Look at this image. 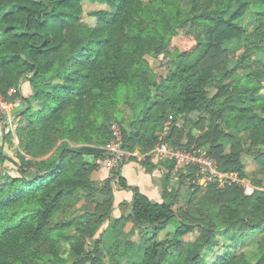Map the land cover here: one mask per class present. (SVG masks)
I'll return each instance as SVG.
<instances>
[{
  "label": "trees",
  "instance_id": "obj_1",
  "mask_svg": "<svg viewBox=\"0 0 264 264\" xmlns=\"http://www.w3.org/2000/svg\"><path fill=\"white\" fill-rule=\"evenodd\" d=\"M236 1L205 0L200 6V0H0V95L7 103L18 99L21 104L13 114L18 122L13 132L17 162L0 150V157L16 164L18 172L15 177L0 173V264H68L62 243L75 237L53 229L51 222L92 186L90 173L98 169L95 160L112 138L118 107L125 104L133 115L126 128L118 123L123 148L131 152L137 146L146 153L159 141L153 134L159 126V118L151 117L154 110L168 105L175 119L204 103L210 80L206 67L192 71L193 65L183 59L186 54H178L157 77L147 55L168 54L172 37L184 29L199 43L239 38L240 29L224 18ZM85 2L107 7L91 13L94 25L81 22ZM254 47L248 46L245 54ZM253 74L264 77L261 71ZM24 82L31 90L27 97L21 94ZM258 88L245 95L251 97L250 104L234 113L227 112L230 106L218 105L217 117L225 126L251 129L254 140L264 143V117L258 115L264 99L253 93ZM152 89L162 98L150 105ZM2 129L5 143L12 134L6 126ZM163 141L180 148L167 136ZM150 166L166 167L165 187L173 179L172 161ZM117 170L106 181L115 178L120 190L132 193L129 214L149 241L138 250L140 258L129 264H248L232 246L233 227H244L243 239L246 231L261 232L264 190L248 197L235 184L219 189L209 183L189 220L173 210L166 188L162 202H154ZM189 170L179 172L178 178ZM220 197L225 215L217 206ZM170 223V238L160 237ZM88 224L74 225L81 230ZM192 233L196 237L184 241ZM220 245L223 255L205 263ZM72 250L79 259L87 255L82 242H74ZM256 264H264V254Z\"/></svg>",
  "mask_w": 264,
  "mask_h": 264
},
{
  "label": "rangeland",
  "instance_id": "obj_2",
  "mask_svg": "<svg viewBox=\"0 0 264 264\" xmlns=\"http://www.w3.org/2000/svg\"><path fill=\"white\" fill-rule=\"evenodd\" d=\"M236 2L231 4L224 18L230 19L240 29L239 38L224 44L199 43L193 34L184 29L172 37L168 54L161 53L154 57L147 55L146 61L157 77L165 71L163 66L171 65V61L178 54H186L183 59L193 65L192 71H198L201 67L208 69L210 80L205 89L204 103L192 112L177 115L175 119L168 105L157 112L154 110L151 117L159 118V126L153 134L157 136V140L161 136L162 138L167 136L168 140L180 149L201 150L208 153L215 161L217 171L224 175V183H214L216 187L223 189L235 184L242 189L245 196L251 197L255 190H264V143H257L254 140L255 136L251 129L240 126L235 129L221 123L217 117L219 110L217 107L223 103V106H230L227 112L234 113L236 108L250 104L252 100L248 96L257 86L260 88L253 93L258 92L257 94L264 99V77L262 78L261 75L255 77L253 74L257 71L264 72V58L261 57V53L264 52V0H237ZM204 4L205 0H200V6ZM83 8L81 22L90 25L96 23V19L90 16L92 12L107 9L105 5L94 2H85ZM2 40L3 37L0 35V42ZM252 43L255 45L253 53L247 56L245 51ZM151 92L149 104L153 105L162 98V93L153 89ZM17 101L18 99L14 103H8L11 111L15 109L16 103H20ZM149 109L144 111L148 112ZM152 109L155 108L152 107ZM130 111L125 104L118 107L117 115L121 120L118 119V123L124 128L131 119L130 116H133ZM258 115L264 117V110L263 112L261 110ZM17 123L13 122L15 125ZM118 123H112L111 126L113 124L118 126ZM0 124V150L17 162L14 154H17L18 140L14 136V130L11 132L10 140L3 143L1 138L4 125L2 121ZM19 153L28 156L22 149H19ZM143 157L141 148L136 146L131 151L129 159L121 166L131 161L142 165L140 167L146 168L147 172L152 174V181L160 185L161 198L166 188V192L170 195L166 192L164 194L166 199L173 201V210L185 219H194L195 204L206 191V186L199 185L197 181L196 170H189L180 178L173 176L165 187L166 167L150 166L152 162L157 164V161ZM16 166L8 159L0 157V173L15 177L18 175ZM119 168L117 171L120 174ZM110 173L111 171L103 168L92 171L89 178L93 184L89 191L86 194L80 192L78 201L60 212L51 222L53 229L63 230L68 236L75 237L73 241L70 240L71 243H62L68 264H129L140 258L138 250L147 246L149 242L145 231L138 229L131 219L129 203L125 200L117 201L116 194L120 189L115 178L109 182L106 181ZM223 199L224 197H220L217 202L222 212L224 211ZM225 214L224 211L223 215ZM79 221L88 222L90 225L80 230L74 225ZM173 225L170 223L163 229L160 237L170 238ZM260 227L261 232L255 235L246 231L247 235L244 239L241 237L244 227L238 224L233 227L232 246L237 254H242L248 264H256L264 254V223ZM196 235V233L189 234L184 241H192ZM93 241L97 242V246L93 245ZM74 242L84 243L87 252L84 258L79 259L80 257L73 252ZM223 253V247L217 246L204 262H214Z\"/></svg>",
  "mask_w": 264,
  "mask_h": 264
},
{
  "label": "built area",
  "instance_id": "obj_3",
  "mask_svg": "<svg viewBox=\"0 0 264 264\" xmlns=\"http://www.w3.org/2000/svg\"><path fill=\"white\" fill-rule=\"evenodd\" d=\"M9 107V104L0 95V118H2L3 125L12 132L15 124H13L14 117ZM110 129L112 138L103 147L102 156L95 160L98 168L109 170V172L121 167L131 156V152L122 146L123 138L119 127L113 124ZM143 158L162 162L172 161V176H178L181 171L185 172L188 169H194L197 172V181L202 186H206L211 182L224 183V175L217 171V165L208 153L201 150H184L170 146L167 142L163 141L162 136L151 150L144 153Z\"/></svg>",
  "mask_w": 264,
  "mask_h": 264
},
{
  "label": "crops",
  "instance_id": "obj_4",
  "mask_svg": "<svg viewBox=\"0 0 264 264\" xmlns=\"http://www.w3.org/2000/svg\"><path fill=\"white\" fill-rule=\"evenodd\" d=\"M20 89L21 94L24 97H27L31 94L30 86L27 82L21 83ZM152 163L154 165L156 164L154 162ZM140 166L142 165L138 164L137 162L131 161L129 163H126L120 169V175L126 179L129 185L136 186L139 191L147 196L150 200L157 203L162 202V198L160 196V185L152 181L153 176L151 173L147 172L146 168H142ZM104 173L105 172H103V174ZM131 198L132 193L130 191L119 190L116 194V199L118 202L125 200L129 203L131 201Z\"/></svg>",
  "mask_w": 264,
  "mask_h": 264
},
{
  "label": "water",
  "instance_id": "obj_5",
  "mask_svg": "<svg viewBox=\"0 0 264 264\" xmlns=\"http://www.w3.org/2000/svg\"><path fill=\"white\" fill-rule=\"evenodd\" d=\"M20 108H21V104L18 103V104L16 105L15 109H13V110L11 111V113H12V114H15L16 111L20 110Z\"/></svg>",
  "mask_w": 264,
  "mask_h": 264
}]
</instances>
